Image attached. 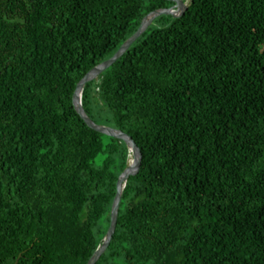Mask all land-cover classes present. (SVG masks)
<instances>
[{"label": "trees", "instance_id": "16d2710c", "mask_svg": "<svg viewBox=\"0 0 264 264\" xmlns=\"http://www.w3.org/2000/svg\"><path fill=\"white\" fill-rule=\"evenodd\" d=\"M172 3L0 0V264H86L101 243L132 152L72 94ZM81 102L142 154L94 264H264V0L156 16Z\"/></svg>", "mask_w": 264, "mask_h": 264}, {"label": "water", "instance_id": "95a60500", "mask_svg": "<svg viewBox=\"0 0 264 264\" xmlns=\"http://www.w3.org/2000/svg\"><path fill=\"white\" fill-rule=\"evenodd\" d=\"M169 1H172L174 5L168 7H158L148 11L140 19L135 31L123 41V43L109 58L101 61L100 63L89 69L81 77V79L77 82L72 94V103L75 108V111L79 114V116L89 127L108 136L122 139L127 144L129 150L132 152L131 163L119 174L116 181V193L113 198L110 209V223L107 228V231L101 243L89 257L86 264H94L101 256V254L106 250L108 244L110 243L117 222L119 202L121 199L123 187L128 177L131 175H135L139 171L142 154L139 146L131 137V135H129L125 131H122L121 129L104 124H99L91 119V117L86 113L81 102L82 90L86 82L97 77L103 70L110 66L117 58H119L124 53V51L131 45V43L146 29V27L153 21L156 16L162 14H169L177 17L182 15L185 9L187 8V4L183 0Z\"/></svg>", "mask_w": 264, "mask_h": 264}, {"label": "rangeland", "instance_id": "374dc122", "mask_svg": "<svg viewBox=\"0 0 264 264\" xmlns=\"http://www.w3.org/2000/svg\"><path fill=\"white\" fill-rule=\"evenodd\" d=\"M186 4L188 3V0H183ZM172 5H174L173 3H172ZM171 5V6H172ZM158 24L156 23V22H153L152 24H151V26H157Z\"/></svg>", "mask_w": 264, "mask_h": 264}, {"label": "flooded vegetation", "instance_id": "af4514ba", "mask_svg": "<svg viewBox=\"0 0 264 264\" xmlns=\"http://www.w3.org/2000/svg\"><path fill=\"white\" fill-rule=\"evenodd\" d=\"M171 6V5H170Z\"/></svg>", "mask_w": 264, "mask_h": 264}]
</instances>
